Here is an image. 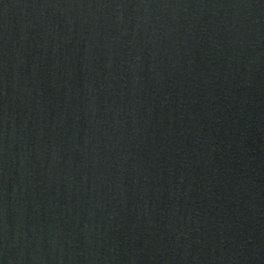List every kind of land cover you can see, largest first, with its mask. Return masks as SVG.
<instances>
[{
    "label": "water",
    "instance_id": "water-1",
    "mask_svg": "<svg viewBox=\"0 0 264 264\" xmlns=\"http://www.w3.org/2000/svg\"><path fill=\"white\" fill-rule=\"evenodd\" d=\"M0 264H264V0H0Z\"/></svg>",
    "mask_w": 264,
    "mask_h": 264
}]
</instances>
